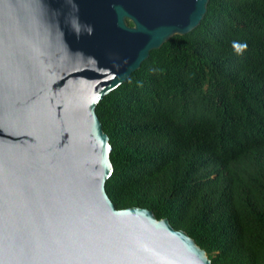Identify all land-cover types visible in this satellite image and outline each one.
Masks as SVG:
<instances>
[{
    "label": "water",
    "instance_id": "1",
    "mask_svg": "<svg viewBox=\"0 0 264 264\" xmlns=\"http://www.w3.org/2000/svg\"><path fill=\"white\" fill-rule=\"evenodd\" d=\"M209 0H0V264H212L168 219L117 209L96 114Z\"/></svg>",
    "mask_w": 264,
    "mask_h": 264
},
{
    "label": "trees",
    "instance_id": "2",
    "mask_svg": "<svg viewBox=\"0 0 264 264\" xmlns=\"http://www.w3.org/2000/svg\"><path fill=\"white\" fill-rule=\"evenodd\" d=\"M96 114L117 209L168 219L212 264H264V0H209Z\"/></svg>",
    "mask_w": 264,
    "mask_h": 264
},
{
    "label": "clouds",
    "instance_id": "3",
    "mask_svg": "<svg viewBox=\"0 0 264 264\" xmlns=\"http://www.w3.org/2000/svg\"><path fill=\"white\" fill-rule=\"evenodd\" d=\"M232 47L236 51L237 54H240L241 52H243L247 48V45L234 42Z\"/></svg>",
    "mask_w": 264,
    "mask_h": 264
}]
</instances>
